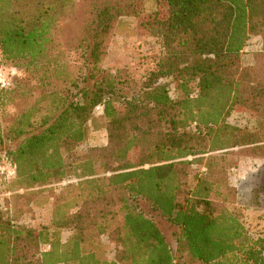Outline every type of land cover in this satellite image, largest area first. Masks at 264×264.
<instances>
[{
    "label": "trees",
    "instance_id": "1",
    "mask_svg": "<svg viewBox=\"0 0 264 264\" xmlns=\"http://www.w3.org/2000/svg\"><path fill=\"white\" fill-rule=\"evenodd\" d=\"M143 3L58 0L27 28L14 0H0V61L24 71L0 89V106L15 107L9 123L0 120V146L20 138L5 152L15 165L9 188L74 179L48 227L19 225L0 209V264H176L138 198L178 227L183 251L202 264H264V234L251 235L228 207L229 169L216 167L234 148L264 157V129L227 121L232 111L264 119V0H155L149 13ZM123 16L160 43L138 81L103 67ZM257 27L262 50L243 66ZM99 105L107 145L74 155ZM251 177L264 201V184ZM63 229L72 230L66 241Z\"/></svg>",
    "mask_w": 264,
    "mask_h": 264
},
{
    "label": "rangeland",
    "instance_id": "2",
    "mask_svg": "<svg viewBox=\"0 0 264 264\" xmlns=\"http://www.w3.org/2000/svg\"><path fill=\"white\" fill-rule=\"evenodd\" d=\"M58 0H14V10L21 17L23 24L27 28L34 26L40 8L45 5H52ZM142 6L146 13L155 8V0H143ZM66 20L62 16L59 21ZM160 50L159 39L147 32L138 29L137 19L131 16H123L116 28L114 35L110 39L107 53L103 59V67L107 74L128 75L131 79L138 81L149 69L154 67L156 54ZM262 50V33L259 28L250 32L243 48L242 65H255L256 53ZM0 64L11 74L14 79L24 76L22 69L14 68L9 63L0 61ZM168 83L169 92L172 97H176L172 79L164 80ZM15 107L12 104L0 106V120L2 123H9L6 120L13 114ZM227 121L236 125L256 126L264 129V119L259 120L249 117L248 114L232 111ZM20 138L14 137L0 146V166L6 167V150L15 147ZM106 120L101 111L94 110L92 117L87 122V135L85 139L76 147L74 155L86 154L92 148H101L107 145ZM216 167L229 169V184L231 187L228 207L239 217L248 232L253 236L264 234V201L258 202L253 192V187L249 185V178L252 173L259 170V177H251L252 183L264 184V157L255 156L246 152H240V148H234L223 153ZM14 176V175H13ZM11 178H5L0 173V209L5 217L17 221L19 225L38 229L48 227L51 221L52 208L61 188L67 183L74 182L72 176L61 182L52 181L46 185L33 189L9 188ZM254 180H253V179ZM256 180V181H255ZM254 181V182H253ZM243 193V194H242ZM136 209L149 217L159 228L166 242L172 250L176 264H202L193 259L187 252L183 251L180 245L179 229L173 225L144 199L138 198L133 201ZM72 230H61V238L66 241ZM98 241L103 243V256L111 257L112 245L109 244L108 237L101 235ZM45 246H40L43 249ZM48 247V246H46Z\"/></svg>",
    "mask_w": 264,
    "mask_h": 264
},
{
    "label": "built area",
    "instance_id": "3",
    "mask_svg": "<svg viewBox=\"0 0 264 264\" xmlns=\"http://www.w3.org/2000/svg\"><path fill=\"white\" fill-rule=\"evenodd\" d=\"M14 84V77L9 74L6 69L0 64V89H10ZM102 107L99 105L95 110L101 111ZM15 172V165L8 163L6 167L0 166V173L5 178H11Z\"/></svg>",
    "mask_w": 264,
    "mask_h": 264
}]
</instances>
